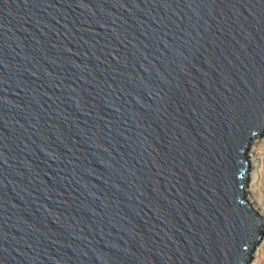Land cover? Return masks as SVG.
<instances>
[{"label": "water", "instance_id": "95a60500", "mask_svg": "<svg viewBox=\"0 0 264 264\" xmlns=\"http://www.w3.org/2000/svg\"><path fill=\"white\" fill-rule=\"evenodd\" d=\"M264 0H0V264H247Z\"/></svg>", "mask_w": 264, "mask_h": 264}, {"label": "rangeland", "instance_id": "374dc122", "mask_svg": "<svg viewBox=\"0 0 264 264\" xmlns=\"http://www.w3.org/2000/svg\"><path fill=\"white\" fill-rule=\"evenodd\" d=\"M252 148L255 151L254 158H255L256 165L253 170V164H252L251 159L249 158V153L251 149V143H250V148L248 150V159H249V171L248 172L249 174L247 178V183L249 181L251 173L257 174L258 176L257 191L259 192V195H260V198L257 199V202L259 203L258 206L264 209V135L258 137V142ZM261 240L259 241V243L261 242ZM253 259L254 258L251 255V259L247 262V264H249ZM255 264H264V245L262 247L260 254L257 256V258H255Z\"/></svg>", "mask_w": 264, "mask_h": 264}, {"label": "bare ground", "instance_id": "6f19581e", "mask_svg": "<svg viewBox=\"0 0 264 264\" xmlns=\"http://www.w3.org/2000/svg\"><path fill=\"white\" fill-rule=\"evenodd\" d=\"M258 142V138H256L255 140H253L251 142V149H250V153H249V158L252 161L253 164V170L255 167V158H254V154L255 151L253 150V146ZM250 148V146H249ZM257 186H258V176L255 173H251L249 181L247 183V194H246V198L248 199V201L251 202L252 207L262 216V218L264 219V209L259 205V203L257 202V199L260 198L259 192L257 191ZM261 244L258 243L255 247V250L252 253L253 256V260L249 263V264H255V258H257V256L260 254L262 247L264 245V232H263V236L261 238Z\"/></svg>", "mask_w": 264, "mask_h": 264}]
</instances>
